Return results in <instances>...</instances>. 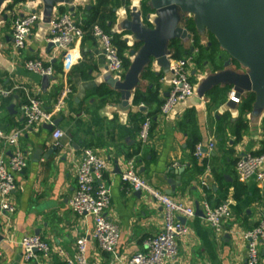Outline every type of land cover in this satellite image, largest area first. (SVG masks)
Segmentation results:
<instances>
[{
    "label": "crops",
    "instance_id": "1",
    "mask_svg": "<svg viewBox=\"0 0 264 264\" xmlns=\"http://www.w3.org/2000/svg\"><path fill=\"white\" fill-rule=\"evenodd\" d=\"M141 1L109 0L107 6L114 18L112 23L108 22L107 31L119 34L127 44L124 56L130 66L136 56L131 54L136 42L125 40L129 33L122 24L130 18L135 6L134 13L141 15ZM150 1L156 5L167 0ZM218 1L226 5L205 0L182 15L184 26L185 17L194 19L198 38L197 45L192 35L177 39L188 50L187 56H192L190 79L195 93L167 115L160 113L157 100L134 102L136 90L144 97H150L155 91L158 101L163 100L169 87L167 68L151 60L134 85L128 106H122L120 94L106 82L109 72L100 45L90 33L85 31L69 51L48 49L45 42L48 25L40 19L17 53L12 47L9 10L18 14L42 13V3L22 0L10 9L12 1L5 2L0 10V86L11 89V94L0 98V128L6 134L20 130L18 144L26 155L27 165L15 175L16 189L12 193L15 211L7 226L0 212L3 236L0 264H60L65 256L73 255L76 239L91 233V217L73 213L68 205L76 188V166L85 147L92 148L107 161L103 182L110 188V203L106 212L119 228L114 255L100 250L89 238L86 255L90 264H120L117 258L123 261L142 250L144 240L162 228L161 205L143 192L137 194L120 180V172L130 158H134L140 176L163 192L170 189L165 178L175 180L174 192L168 195L193 205L194 209L203 200L211 205L233 200L231 217L220 234L215 233L203 216L195 214L186 219L189 233L178 240L179 254L170 264H244L245 244L238 232L258 224L264 211V188H259L253 180L239 182V199H235L238 180L234 167L239 155L258 153L264 141V4L256 0L232 4L229 3L236 0ZM96 2L82 0L75 7L59 3L51 17L67 12L84 21ZM199 7L205 9L204 14L196 13ZM151 19L156 20L155 14ZM192 46L194 51L190 52ZM34 59L54 67V79L44 89L41 76L24 67L25 61ZM145 69L156 80L151 75V78L143 76ZM126 72L124 69L121 78ZM225 72L249 73L259 88L242 93L239 102L233 101L235 107L230 108L226 106L227 100L232 101L230 83L202 89L205 78ZM65 83L69 84L71 94L66 111L56 117L61 118L56 127L64 135L59 139V146L54 147L51 131L44 124L24 127L20 104L35 94L43 100L44 108L50 109ZM102 91L110 93L101 96ZM247 93L253 94V101L251 108L242 112ZM148 115L151 117L148 139L141 142V122ZM195 139L202 146L201 155L192 151ZM211 141L214 146L208 150ZM11 150V145L0 140V154L8 156ZM171 170L177 172L171 173ZM205 173L208 188L200 180ZM26 234H37L48 243L47 261L40 253L31 260L23 259L19 241ZM260 264H264V246L260 247Z\"/></svg>",
    "mask_w": 264,
    "mask_h": 264
},
{
    "label": "built area",
    "instance_id": "2",
    "mask_svg": "<svg viewBox=\"0 0 264 264\" xmlns=\"http://www.w3.org/2000/svg\"><path fill=\"white\" fill-rule=\"evenodd\" d=\"M75 0L74 7L78 6ZM11 14V37L12 47L17 53L25 46V42L32 32L36 22L41 19V13L37 11L18 14L9 10ZM90 33L101 48V53L107 66L108 72L117 78L123 74V62L113 43L111 32L104 31L98 24H93ZM85 34L83 21L75 19L70 13L63 12L51 17L45 36L46 43L54 44L57 51H69L72 46L80 41ZM192 56L180 59H170L169 62V87L167 94L163 97L160 105V113L169 114L180 102L194 95L195 90L190 81V65ZM24 67L39 76H54L55 70L50 63L41 59L27 60ZM11 94V89L0 86V98ZM71 94L69 84L65 83L50 109L44 108V102L38 95L28 96L27 100L20 104V112L24 119V127H36L41 124L52 123L56 117L66 111V104ZM229 97L235 103L239 97L235 91H229ZM150 131V118L145 117L141 124L139 138L146 142ZM20 130L6 134L0 128V140L12 146L8 156L0 154V212L5 218L6 226L11 215L15 211L12 193L16 189L15 175L21 173L27 165L24 152L18 144ZM64 133L56 126L51 131L53 146H59V139ZM213 142L208 144L207 149H213ZM194 154H202V146H195ZM107 169L106 159L89 147L82 148L80 161L76 166V188L73 191L68 205L70 210L78 215L90 216L93 228L88 236H80L75 242L73 255L65 256L60 264H90L86 252L89 238L97 243L100 250L115 254V248L119 239V228L117 223L107 214L110 203V188L103 182V173ZM235 176L241 183L250 180L256 182L259 188H264V151L260 154L244 153L237 157L235 162ZM201 176V183L209 187L207 176ZM120 180L132 190H140L156 200L162 207L163 225L156 234L147 237L144 248L127 259L117 258L120 264H170L179 254L178 240L189 233V227L179 220V217L190 219L195 215L193 205L176 200L149 184L140 176L134 158L126 160L123 170L120 172ZM232 199H225L219 204L211 205L207 200L200 203L203 218L207 224L220 234L224 231L226 220L231 217ZM6 230V228H5ZM245 244L244 264H260V247L264 246V211L257 225L250 229L238 232ZM22 248L23 259L28 261L37 257L40 253L47 261L50 247L47 242L37 234H26L19 241ZM63 255V252L60 251ZM1 254V246H0Z\"/></svg>",
    "mask_w": 264,
    "mask_h": 264
},
{
    "label": "water",
    "instance_id": "3",
    "mask_svg": "<svg viewBox=\"0 0 264 264\" xmlns=\"http://www.w3.org/2000/svg\"><path fill=\"white\" fill-rule=\"evenodd\" d=\"M7 0H0V10L5 5ZM42 3V16L41 20L43 23H49L51 19V14L55 9V6L59 3L72 4L74 6L75 0H40ZM205 0H167L156 5L152 4L150 1V6L154 9L152 14H155L156 20L153 21L151 19L152 14L147 15V20L151 24L148 26L144 23L143 18L140 14H135L136 6L133 7V12L131 13L130 18H127L123 21V28L128 31V38L125 40L128 42L130 39L136 43H140L139 49L135 52L131 51L133 55L136 53L135 59L129 69L127 70L124 78H117L112 76L110 73L106 77V82L112 86L115 90L120 94V100L122 106H128L131 91L134 85L137 83L138 78L145 68V66L151 62V60H155V62L161 67L167 68L169 71V62L171 57V50L169 49L170 41L174 39L184 40L191 36V33L188 32L187 28L183 25L182 15L186 12H190V9L194 10V4H202ZM244 1V0H236L232 3ZM259 1L261 5L264 4V0H256ZM78 3H81L82 0H77ZM216 2L219 5H226L220 3L218 0ZM200 6V5H199ZM74 8L71 7V10ZM196 13L202 15L205 13V9H201L200 7L196 9ZM194 20V19H193ZM54 44L47 43V48H53ZM194 51V47L190 48V52ZM170 73V71H169ZM170 78V76H169ZM50 79H54V76L43 75L41 76L42 87L46 86ZM227 82L232 85V89L235 91L236 95L240 97V95L244 92L250 90H257L259 88L258 85L254 84L251 80V76L249 73H236V72H225L218 73L209 78H205L203 90L218 83ZM166 95V94H165ZM226 106L230 108L235 107V103L231 100L226 101ZM143 109V107L141 108ZM61 118H56L52 123H46L43 127L49 131L58 125V122ZM52 149L48 150L50 153ZM39 150H37L38 153ZM206 151V149H205ZM182 171V170H180ZM177 172V170H171V173ZM167 183L170 185V189L166 190V194H170L174 192L175 189V180L171 178H165ZM137 194H140V190H136ZM195 214L198 216H203L202 210L198 204L195 207ZM181 222H185L184 217H179ZM37 233V232H35ZM3 236L0 234V241Z\"/></svg>",
    "mask_w": 264,
    "mask_h": 264
},
{
    "label": "trees",
    "instance_id": "4",
    "mask_svg": "<svg viewBox=\"0 0 264 264\" xmlns=\"http://www.w3.org/2000/svg\"><path fill=\"white\" fill-rule=\"evenodd\" d=\"M11 1H12L11 4H9V6H8V8H10V9L15 3L22 1V0H11ZM108 4H109V0H97L96 4L91 7L90 11H88V15H87L86 19L83 21V28L86 32L90 33V29H91V26L93 24H98L99 26H101V28H103L104 31H107L108 22L111 21V23H112L113 19H114L112 11L110 9L109 10L107 9ZM153 12H154V9L150 6V4L148 3V0H142L140 3V13H141V16L143 18L144 23L148 26H151V24L147 20V15L152 14ZM184 23H185V27L187 28V30L193 36L194 44L197 45V39L198 38H197L195 29H194L193 20L190 17H185ZM107 32H109V31H107ZM112 35H113V43H114L115 47L117 48L119 56L122 59L123 68L128 70L130 67V62L124 56V52L128 49V46L123 40L120 39L119 34L112 33ZM139 46H140V43H135L133 45V49L138 50ZM168 47L171 50L172 59H180V58H183V57L188 55V50L177 39L170 41ZM199 51H200V49H199ZM199 58H200V54L198 55L196 60H199ZM149 75L152 76L153 80H156L155 79L156 77H154L153 73H151L149 71V69H145V71L143 72V76L147 77ZM100 92H101V90H100ZM109 93L110 92H108V91H102L101 96H106ZM156 96H157V93L155 91L150 94V97L149 96L144 97L142 94H140V92L138 90H136L134 93V102H136V103L137 102H149V100H152V101L157 100V102L159 103V107H160V105L162 104V101H158ZM252 101H253V94L247 93V95L243 99L242 112L245 110H249L251 108ZM147 117H149L150 121H151L150 115H148ZM198 142H199V140H197V139H195V141H193V145H192V151L193 152L195 150V144H197ZM263 151H264V141H263L262 149L256 154H260ZM237 183L235 184V195H234L235 199H239V193H238L239 181Z\"/></svg>",
    "mask_w": 264,
    "mask_h": 264
},
{
    "label": "rangeland",
    "instance_id": "5",
    "mask_svg": "<svg viewBox=\"0 0 264 264\" xmlns=\"http://www.w3.org/2000/svg\"><path fill=\"white\" fill-rule=\"evenodd\" d=\"M190 81H191V79H190ZM192 82V81H191Z\"/></svg>",
    "mask_w": 264,
    "mask_h": 264
}]
</instances>
